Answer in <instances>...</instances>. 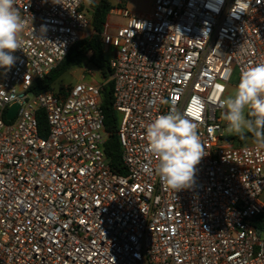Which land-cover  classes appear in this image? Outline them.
Listing matches in <instances>:
<instances>
[{"label":"built area","instance_id":"2783aa9c","mask_svg":"<svg viewBox=\"0 0 264 264\" xmlns=\"http://www.w3.org/2000/svg\"><path fill=\"white\" fill-rule=\"evenodd\" d=\"M85 2L15 0L23 50L0 68V264H264V148L225 139L220 107L234 71L240 79L264 62V0L236 16L235 0L118 9L126 22L102 41L126 175L104 150L103 81L32 91L94 33ZM193 97L204 105L195 122L206 155L192 186L175 192L156 171L146 128L197 107Z\"/></svg>","mask_w":264,"mask_h":264},{"label":"clouds","instance_id":"9594fccd","mask_svg":"<svg viewBox=\"0 0 264 264\" xmlns=\"http://www.w3.org/2000/svg\"><path fill=\"white\" fill-rule=\"evenodd\" d=\"M250 4L251 0H235L232 15L246 13ZM23 31L15 0H0V68L11 69L16 63L13 54L23 50ZM191 104L197 107L190 106L183 113L173 109L157 116L146 128L147 150L158 161L156 171L161 182L175 192L192 186L196 166L206 155L195 122L203 101L193 97ZM220 107L226 109L223 118L228 132L242 138L250 132L257 146L264 148V62L242 72L234 95L221 100Z\"/></svg>","mask_w":264,"mask_h":264},{"label":"trees","instance_id":"16d2710c","mask_svg":"<svg viewBox=\"0 0 264 264\" xmlns=\"http://www.w3.org/2000/svg\"><path fill=\"white\" fill-rule=\"evenodd\" d=\"M91 16L88 15L91 28L94 33L90 37L82 38L75 43L68 52L65 59L55 68L50 74L43 79L38 80L32 91L39 93L43 91L52 90L53 81L62 73L70 68H81L84 60L88 62L98 73L101 80L105 83L102 91V109L105 115V130L108 134L105 143V153L109 161L110 167L115 172L126 175L127 171L121 160L120 141L117 132L118 127V114L114 109V97H113V84L109 80L111 69L109 66V59L105 46L102 41V34L105 30V24L108 15L113 9L110 0H97V2L91 3ZM85 10V7H82ZM65 88L59 92H63ZM43 114V113H40ZM39 114L40 126L44 130L47 128L45 118ZM43 136L44 133L41 132ZM255 138L252 133L247 132L242 138L237 134L227 136L226 139L232 140L236 146L246 144L247 140ZM240 144V145H237ZM260 229H263V225L260 224Z\"/></svg>","mask_w":264,"mask_h":264},{"label":"rangeland","instance_id":"374dc122","mask_svg":"<svg viewBox=\"0 0 264 264\" xmlns=\"http://www.w3.org/2000/svg\"><path fill=\"white\" fill-rule=\"evenodd\" d=\"M91 2L89 0H86L84 7H85V12L88 15L89 12L91 11ZM110 3L112 6L117 7L118 0H110ZM112 20H115L116 18L111 14ZM90 31L93 32L92 28H90ZM108 55V54H107ZM80 81H88V82H100L102 81L101 78L99 77L97 71L90 65L86 60H84L81 68H70L61 75H59L52 83V90L54 92H59L63 88L67 87H73L75 86L78 82ZM239 83V76L237 71H234L232 80L230 82V86L228 89V95L225 97H229L234 95L235 89ZM248 109H245V115L247 116ZM223 134L225 135V139L227 136H231L235 133H230L227 130V127L224 128ZM256 140L255 138L247 140L246 144H255ZM240 145V144H237Z\"/></svg>","mask_w":264,"mask_h":264},{"label":"crops","instance_id":"0c3cea01","mask_svg":"<svg viewBox=\"0 0 264 264\" xmlns=\"http://www.w3.org/2000/svg\"><path fill=\"white\" fill-rule=\"evenodd\" d=\"M154 1L155 0H118L117 7L113 6L112 11L107 17L105 30L107 29L109 33H114L119 26L125 24L126 20L118 14L119 8L127 7L136 14L150 15L153 11ZM93 2H97V0H93ZM111 14L116 18L115 20H112ZM106 52L108 54L109 50H106ZM263 230H264V225H263V229H261L260 231Z\"/></svg>","mask_w":264,"mask_h":264},{"label":"water","instance_id":"95a60500","mask_svg":"<svg viewBox=\"0 0 264 264\" xmlns=\"http://www.w3.org/2000/svg\"><path fill=\"white\" fill-rule=\"evenodd\" d=\"M92 12H89V16H91ZM18 106L14 105L11 107V109L8 111L7 118L8 120L12 119L17 111Z\"/></svg>","mask_w":264,"mask_h":264}]
</instances>
